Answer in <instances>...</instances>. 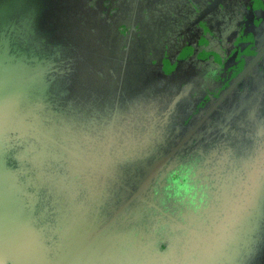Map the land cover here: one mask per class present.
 I'll return each mask as SVG.
<instances>
[{"label": "water", "instance_id": "95a60500", "mask_svg": "<svg viewBox=\"0 0 264 264\" xmlns=\"http://www.w3.org/2000/svg\"><path fill=\"white\" fill-rule=\"evenodd\" d=\"M114 15L100 0H0V264H264L261 80L250 99L231 105L223 130L193 138L194 150L234 125L220 138L226 165L216 174L205 176L217 149L198 153L202 202L175 210L155 191L192 133L261 60L264 45L216 97L193 93L201 82L195 60L172 93L150 86L127 96L133 83L164 84L167 75L172 83L182 70L164 76L143 62L130 77L133 58H117ZM104 37L111 39L108 54ZM245 45L238 41L239 53ZM237 56L232 64L244 54ZM174 88L211 104L180 127V112L163 115L167 106L157 102L180 98ZM252 181L255 195L245 206Z\"/></svg>", "mask_w": 264, "mask_h": 264}, {"label": "flooded vegetation", "instance_id": "af4514ba", "mask_svg": "<svg viewBox=\"0 0 264 264\" xmlns=\"http://www.w3.org/2000/svg\"><path fill=\"white\" fill-rule=\"evenodd\" d=\"M100 1L108 11L116 10L114 16L118 17V23L114 29V23H111L110 30L112 33L117 32L119 38L121 37L117 41L118 60L123 61L124 54H130L129 59L133 58L134 65L129 64L130 66L127 68L130 77L138 74L141 68L138 64L143 62L150 63L155 73L156 70L162 69L164 76L171 73L172 70L174 72L182 70L174 74L175 82L172 83L169 82V75L165 77L164 84H152L151 81L149 85L144 86L133 83V87L127 88L131 89V91L127 90V96L136 94L135 92L143 87H147L146 91H149L150 86H161V88L167 89V92L172 93L173 87L184 86L182 83L178 84L180 77L184 74L186 63L195 60L197 68L200 70L201 82L194 87L193 93L209 92L216 97L226 88L228 80L235 77L264 45V17L262 18L264 13H261V17H256L258 12L264 9V0H138L139 5L136 8L135 0ZM244 28L246 34L243 38ZM105 33L106 30L103 31L102 36L106 35ZM249 33H254V35ZM110 35L112 36L111 33ZM129 36L131 37L130 41ZM101 41L104 53L108 54L111 39L107 40L104 37ZM238 41L246 44L245 50L241 53L237 50ZM237 54H244L245 57L243 56L241 61L236 64H232L234 62L232 57L237 59ZM179 61L185 62V64L176 68ZM143 77H146L145 72H143ZM149 77H152L151 73H149ZM154 77L156 81L159 76L155 75ZM257 79L262 82L257 85L258 89L264 85V53L261 60L253 65L247 76L231 90L230 95L226 96L203 121L202 126L192 133L191 139L186 141L183 150L177 156L173 168L161 173L159 176L161 178H157L160 190L155 189V191H160V201L173 200L175 210L192 208L196 201L197 203L202 202L206 186L200 184L198 178L194 179V172L198 167V153L201 151L210 154L217 149L216 163L209 165L208 176H205L209 178V175L216 174L221 166L226 165L221 157V152L225 148L220 144V138L221 136H231L234 125H230L229 132L221 134L216 141L203 138V142L194 150L192 145L196 144V140L193 138H200L202 132L207 134L213 128H217L219 131L223 130L226 119L231 118L229 108L236 100H242L243 96L251 98L250 92L253 90L251 88ZM204 81L216 83L211 86ZM210 86L213 88L211 89ZM175 88V95L180 94V98L169 100L162 98L157 102L167 106L161 111L163 115L167 112L172 116L173 112H180L179 117L177 115L175 117L182 127L197 117L211 103L205 98L202 99V95L197 101L194 98L192 100L193 96H191L189 101L183 90ZM164 94L167 96L166 92ZM150 101L152 102L150 103ZM172 101L176 102L173 104ZM144 102L154 104L155 99H144ZM172 106L180 108V110L172 108ZM147 113L151 114L149 110ZM241 120H244L243 116ZM243 133L246 134L244 130ZM153 152H159V150L153 148Z\"/></svg>", "mask_w": 264, "mask_h": 264}, {"label": "clouds", "instance_id": "9594fccd", "mask_svg": "<svg viewBox=\"0 0 264 264\" xmlns=\"http://www.w3.org/2000/svg\"><path fill=\"white\" fill-rule=\"evenodd\" d=\"M255 191H256V183H255V181H252L248 185V187H247V189L245 191V198H244V205L245 206L247 205V203L249 202V200L255 195ZM160 247H161V250L162 251H166L167 250V245L166 244H163L162 243L160 245Z\"/></svg>", "mask_w": 264, "mask_h": 264}]
</instances>
